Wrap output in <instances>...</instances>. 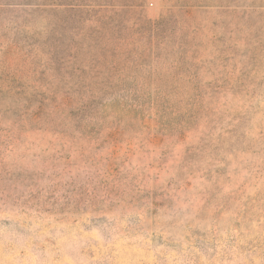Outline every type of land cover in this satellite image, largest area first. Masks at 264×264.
<instances>
[{
	"label": "rangeland",
	"instance_id": "374dc122",
	"mask_svg": "<svg viewBox=\"0 0 264 264\" xmlns=\"http://www.w3.org/2000/svg\"><path fill=\"white\" fill-rule=\"evenodd\" d=\"M0 264H264V0H0Z\"/></svg>",
	"mask_w": 264,
	"mask_h": 264
}]
</instances>
